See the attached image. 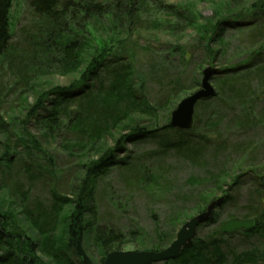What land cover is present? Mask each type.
<instances>
[{"label":"trees","instance_id":"16d2710c","mask_svg":"<svg viewBox=\"0 0 264 264\" xmlns=\"http://www.w3.org/2000/svg\"><path fill=\"white\" fill-rule=\"evenodd\" d=\"M202 1L211 5L213 16L209 19H203L195 4L190 2L168 5L164 0H25L32 15L43 23L44 34L51 39L39 46L32 37L27 50L30 49L33 56L45 59L49 66L55 64L63 74L70 76L71 81L63 86L42 87L39 97L34 96L29 104L24 92H29L30 87L26 83V73L22 72L18 84L26 88L16 95L22 100V110L7 120L0 116V132L6 140L9 136L16 138L14 143L7 145L12 149L22 147L28 151L33 148L44 152L36 137L25 133L20 126L34 122L46 138L61 134L62 130L67 131L63 133L67 137L72 135L73 138L76 133L83 143L79 155L83 153L84 156L87 150H93L94 155L81 165L83 174L68 194L61 195L57 188H52L49 204L42 207L40 213H35L27 208V203L24 204L30 189L28 186L22 188V183L13 178L29 179L32 162L27 165L30 161L25 159L15 165L10 154L16 156V151L9 154L10 151L3 148L0 152V264H103L109 253L120 252L130 244L136 251L158 252L166 248L174 239L178 226L190 216L176 214L169 217L165 230H158L150 241H146L147 237L138 230L123 233L102 226L94 196L96 180L114 169L131 178L138 168L139 180L145 176L144 165L137 166L132 162L134 152L126 156L121 153L127 143L147 142L155 143L164 152L173 151L182 162L202 167L210 162L204 177L187 180L194 186L204 185L201 188H205L209 184L210 187L197 195L188 212L191 216L220 197H224L222 208L228 205L234 199L233 194L243 186L242 179L247 174L252 175L249 180L255 187L248 208L253 212L244 217L254 223L250 231L222 234L218 227L202 238L196 234L176 260L162 264H264V193L260 191H264V179L256 168L244 172V163L236 165L230 172L222 166L231 154L226 155L229 149L223 139L226 130L236 128L248 133L258 126L264 128V0H237L241 3L239 8L236 4L230 6L236 0H228L230 3ZM12 4L13 0H0V67L6 58L19 54L15 49L9 51ZM149 10L166 11L164 21L175 29L184 23L182 27L190 29L200 39L196 43L197 51H202L208 64L220 65L213 77L215 96L197 104L190 131L169 127V116L180 95L197 90L201 73L192 78L189 72L176 73L175 78L169 80L165 63H160L157 57L149 75L153 82L159 83L163 102L152 106L140 94L144 90L143 79L136 83V74L130 66L132 62H125L130 57L132 61L131 38L141 39L136 30L149 18ZM46 25L52 28L46 31ZM225 27L245 36L242 44L248 43L243 48V59L238 62L228 56L222 35ZM177 52L180 66L186 67L191 57H187L183 46L178 47ZM197 67L200 69L201 64ZM103 72L107 74L106 85L99 78ZM36 73L38 70L30 75ZM160 110L164 111L162 120L158 115ZM138 111L149 117L146 123L140 115L135 117ZM227 114L231 116L225 123L223 119ZM122 119L125 122L119 123ZM120 125L126 126L128 133L119 135L120 139L109 145L106 137ZM66 147L71 150V146ZM243 147L235 144L234 150ZM155 154L154 151L144 152L136 158ZM45 157L50 156L45 153ZM46 161L52 162V159ZM214 222L213 216L198 230ZM232 235L256 238L261 242L237 253L227 249V239Z\"/></svg>","mask_w":264,"mask_h":264},{"label":"rangeland","instance_id":"374dc122","mask_svg":"<svg viewBox=\"0 0 264 264\" xmlns=\"http://www.w3.org/2000/svg\"><path fill=\"white\" fill-rule=\"evenodd\" d=\"M168 5H179L187 2L194 3L203 19H209L213 16L211 5L207 1L202 0H164ZM216 2H223V0H214ZM230 3L228 0L224 2ZM231 7L236 4V8L239 4L236 2L230 3ZM235 8V9H236ZM149 18H147L136 30V33L140 32L141 39L130 43L132 49V61L125 60L134 71L135 82L143 79L144 90L140 93L145 97L148 103L152 106L154 103H162V91L158 89V82H153L149 70L157 63V57H159L160 63H165L167 67V79L171 80L175 78L176 73L186 72L190 74V78L200 74L201 71L207 66L220 68L219 64L209 65V60L203 55L202 51H197L196 43L200 39L195 36V33L184 26L177 29L171 27L164 21L163 16H167L166 11L156 13L153 10H149ZM11 43L9 51L17 50V56L13 58H6L3 65L0 67V116H3L6 120L9 116L14 114L19 115L21 109V98L16 97L17 92L26 88L25 84L30 87V91L24 92V96H27V102L32 103L33 97H39V93L48 85H67L71 81L70 76L63 74L59 67L55 64L51 66L45 63V59L38 56H33L31 50L28 49V43L31 42L32 34L36 33V29L40 25L39 20L32 15L25 0H13L11 8ZM162 24V25H158ZM36 24V27H35ZM32 27H34L32 29ZM32 30V31H31ZM31 31V34H28ZM34 31V32H33ZM224 42L228 49V56L230 60L234 59V62H238L243 59V48L248 43H243L242 36L229 30L225 27L223 34ZM27 37L29 39H27ZM239 39V41H238ZM183 46L186 49L187 57H191L190 62L186 67L180 66V57L177 52L178 47ZM173 52V54H171ZM206 55V54H205ZM128 58V57H127ZM135 61V62H134ZM201 64L200 69L197 65ZM225 64V63H224ZM18 69L22 71L19 73ZM136 71H135V70ZM38 70V73L33 76L30 75ZM18 72V73H17ZM26 73L27 80L24 84L25 88L18 84V79L22 76L21 73ZM20 74V75H19ZM103 72L100 74V80L106 85L107 79ZM201 78V76L199 75ZM23 80V79H22ZM212 86L216 90V83L211 81ZM17 84V85H16ZM255 85V81H253ZM198 89V88H197ZM16 90V91H12ZM196 90V89H195ZM193 90V92L195 91ZM12 91V92H11ZM191 92L182 94L176 100V105ZM174 106V108L176 107ZM173 108V109H174ZM218 108V107H217ZM219 109V108H218ZM140 113V114H139ZM164 111L160 110L158 115L164 118ZM135 117L143 118L145 123L149 117H146L144 112H135ZM223 120L228 122L229 116L227 114ZM125 120H119V123H124ZM25 129L30 136H35L36 140L40 144L41 149L44 152L28 150L24 152L22 147L12 149L7 146L10 142L14 143L16 138L9 136L6 140L5 135L0 132V152L3 148H7L10 152L16 151V156H12V162L17 165L18 161L25 160L32 162V175L29 179H19L13 176L14 181L18 180L22 183V188L30 189V195L26 197L25 203L28 205V209L35 213H40L42 207L49 204L50 190L57 188L61 195L68 194L74 184L79 180L83 174L81 165L87 162L94 155L93 150H87V154L84 156L81 154V158L77 159L81 153L83 146L81 137L75 133L72 138L70 136H64L67 131L62 130L61 134L53 135L50 138L44 136L45 133L40 130L37 123L30 122L20 125ZM20 127V128H21ZM128 129L124 125H120L119 128L112 129L110 135L106 137V141L109 145H114L116 140H119V135L125 136L128 133ZM79 134V133H78ZM223 139L227 141L229 149L226 151V155L231 152L230 156L224 163L226 170L229 172L238 165L244 163V172L248 169L256 168L264 179V128L256 127L248 133L238 131L236 128L226 130ZM235 144L244 145L240 150L235 149ZM66 145L71 146L69 150ZM66 147V148H65ZM155 143L147 142L145 144L132 145L127 143L125 145V151H122L121 155L126 156L131 153L132 162L136 165H144L145 176L142 175L140 180L138 174H136L138 168H135L134 174L131 178H127V175L122 171L114 169L104 175L101 179L98 178L95 185L94 196L98 207V218L102 226L110 227L115 230H119L123 233H127L130 230H138L142 235L147 237L146 241H150L154 234L158 230H165L169 223V217L181 214L184 216H191L188 212L192 208L197 195L204 193L205 188L209 187V184L205 188H201L196 184L195 186L187 182L190 178L204 177L205 173L209 170L206 167L195 166L191 163L182 162V160L175 156L173 151H162ZM155 155H147L145 158L137 157L141 153H152ZM45 153L50 157H45ZM129 154V155H130ZM10 156V157H11ZM27 156V157H26ZM30 157V158H29ZM29 158V159H27ZM52 159V162H47V159ZM220 159V158H219ZM31 162H27V165ZM39 166V167H38ZM20 168V167H19ZM16 172L15 169L13 170ZM131 175V174H130ZM129 176V175H128ZM242 182L244 183L241 189L233 194L234 199L222 208V205L215 210L214 217L215 222L200 230L197 229V236L202 238L210 235L218 227L230 220L247 221L244 217L249 214L248 208L251 204V195L255 192V187L249 180L252 175H245ZM146 177V178H145ZM12 178V180H13ZM143 178V180H141ZM72 187V188H71ZM224 190L227 187H222ZM210 189V187L208 188ZM261 194L264 193L263 189L260 190ZM220 195V194H218ZM5 201H7L5 199ZM28 213V212H27ZM25 213V215H27ZM186 218L183 224L190 219ZM233 217V218H231ZM182 224V225H183ZM178 226L176 233L181 228ZM175 233V235H176ZM149 237V239H148ZM175 238V236H174ZM174 240V239H173ZM172 240V241H173ZM145 241V242H146ZM260 240L256 238L248 239L239 235H232L227 239V249H233L237 253L249 250L252 246L260 244ZM122 251H136L132 244L123 248ZM93 259L96 260V256L93 255ZM162 264V263H158Z\"/></svg>","mask_w":264,"mask_h":264},{"label":"water","instance_id":"95a60500","mask_svg":"<svg viewBox=\"0 0 264 264\" xmlns=\"http://www.w3.org/2000/svg\"><path fill=\"white\" fill-rule=\"evenodd\" d=\"M219 69L207 66L201 71L199 87L196 91L183 98L170 112L169 127L180 131H190L194 122L195 107L199 102L213 98L215 89L212 79ZM224 203V197L210 201L205 209L186 221L175 235L174 240L163 250L154 251H120L109 253L103 264H158L176 260L196 237L197 229L209 222ZM254 227L252 221L230 220L224 223L220 232L232 234L240 230L250 231Z\"/></svg>","mask_w":264,"mask_h":264},{"label":"bare ground","instance_id":"6f19581e","mask_svg":"<svg viewBox=\"0 0 264 264\" xmlns=\"http://www.w3.org/2000/svg\"><path fill=\"white\" fill-rule=\"evenodd\" d=\"M26 3V2H25ZM27 4V3H26ZM12 8V7H11ZM29 8V7H28ZM11 12V11H10ZM39 23H40V25L38 26V28L36 29V33H33L32 34V37L34 38V40H36V44H38L39 46H44V42L45 41H49V42H51V39L47 36V35H45L44 33V30H43V28H42V24L43 23H41L40 22V20H39ZM35 27H36V24H35ZM46 27V31L48 30V29H50V28H52V26H50V25H46L45 26ZM34 27H32V29H33ZM45 29V28H44ZM7 30L9 31L10 30V27H8L7 28ZM11 30H12V28H11ZM10 30V31H11ZM32 31V30H31ZM31 31H29V33L28 34H31ZM34 32V31H33ZM10 43H11V41H10ZM215 89V88H214ZM196 91V90H195ZM193 92V91H192ZM215 92H216V90H215ZM215 96V95H214ZM197 106V105H196ZM196 108V107H195ZM195 113V112H194ZM194 118V117H193ZM31 150V149H30ZM32 151H36V150H34L33 148H32ZM24 152H26V151H24ZM26 154H27V152H26ZM27 157V156H26ZM30 158V157H29ZM29 158H27V159H29ZM80 159L81 158V156L79 155L78 157H77V159ZM31 162V161H30ZM99 179H101V178H99ZM98 180V179H97ZM97 180H96V183H97ZM96 183H95V185H96Z\"/></svg>","mask_w":264,"mask_h":264}]
</instances>
